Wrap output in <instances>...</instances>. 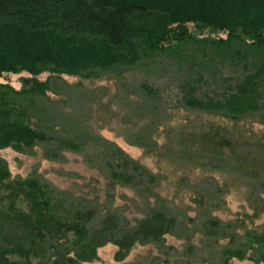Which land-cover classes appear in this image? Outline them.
Here are the masks:
<instances>
[{"label":"rangeland","instance_id":"obj_1","mask_svg":"<svg viewBox=\"0 0 264 264\" xmlns=\"http://www.w3.org/2000/svg\"><path fill=\"white\" fill-rule=\"evenodd\" d=\"M203 35L226 37L206 30ZM238 41L224 50L182 43L100 74L43 72L37 79L48 81L45 94L17 98L30 124L54 141L18 152L0 149L12 180L37 179L64 218L92 211L97 225L114 213L130 228L158 210L176 221L172 233L156 243L134 244L121 261L111 242L82 264H223L225 250L248 244L246 232L264 233V75L258 109L236 119L182 101L190 92L182 86L186 82L201 99L221 98L243 74L257 70L264 56ZM25 76L3 73L0 83L20 90L27 87ZM58 242L70 246L63 238ZM252 246L264 256V243ZM46 247L29 263L51 264ZM257 252L249 249L247 256ZM227 264L264 263L235 257Z\"/></svg>","mask_w":264,"mask_h":264},{"label":"trees","instance_id":"obj_2","mask_svg":"<svg viewBox=\"0 0 264 264\" xmlns=\"http://www.w3.org/2000/svg\"><path fill=\"white\" fill-rule=\"evenodd\" d=\"M205 30L226 37L202 36ZM237 40L264 56V0H0V75L28 74L22 77L27 87L20 90L0 83V149L18 152L54 141L30 124L28 110L17 100L45 94L48 81L37 79L43 72L100 74L115 66L136 65L182 43L224 50ZM258 66L243 74L239 84L228 86L221 98L201 99L186 82L182 86L190 92L183 93L182 101L191 109L234 119L255 112L262 95L264 59ZM143 89L152 91L147 85ZM55 206L56 199L37 179L12 180L0 160V264H30L32 257L40 258L48 250L46 246L52 250L51 264H82L95 259L97 248L111 242L118 248L115 259L121 261L134 244L159 242L175 229V219L158 210L124 228L114 213L94 225L92 211L76 210L64 218ZM211 223L219 226L217 220ZM246 235L248 244L225 250L223 264L235 257L264 263L260 249L252 246L264 243V233ZM62 238L70 244L67 249L58 242ZM249 249L260 255L247 256ZM7 255L23 261H10Z\"/></svg>","mask_w":264,"mask_h":264}]
</instances>
